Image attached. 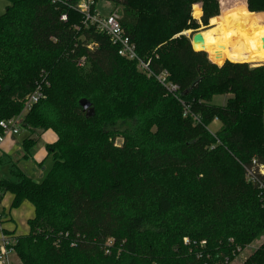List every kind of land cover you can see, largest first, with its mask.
I'll use <instances>...</instances> for the list:
<instances>
[{"label": "trees", "instance_id": "16d2710c", "mask_svg": "<svg viewBox=\"0 0 264 264\" xmlns=\"http://www.w3.org/2000/svg\"><path fill=\"white\" fill-rule=\"evenodd\" d=\"M6 1L0 121L18 117L40 85L43 97L20 120L23 159L34 135H55L42 182L11 162L12 180L0 179V200L9 193L11 209L28 202L34 210L28 233L13 238L21 264H227L237 248L264 239V200L243 171L252 160L264 165V63L247 64L245 25L264 13V0H106L120 8L137 57L179 86L186 115L107 36L83 25L74 10L82 0ZM197 4L204 25L224 23L228 56L194 52L182 35L196 24ZM229 55L240 62L208 59ZM212 122L220 125L214 134ZM243 264H264V241Z\"/></svg>", "mask_w": 264, "mask_h": 264}, {"label": "built area", "instance_id": "2783aa9c", "mask_svg": "<svg viewBox=\"0 0 264 264\" xmlns=\"http://www.w3.org/2000/svg\"><path fill=\"white\" fill-rule=\"evenodd\" d=\"M50 2L52 4H58L61 3V0H50ZM74 10L81 14L83 18L82 23L85 27H93L98 33L107 36L110 43L117 47V55L119 57L130 62H135L139 72L143 73L148 78H153L156 83L162 87L165 96L178 100L184 108V115L188 113V108L180 100V88L169 80L167 71L164 70L159 73H154L149 67V62H144L137 57L134 45L120 25L121 16L118 8L114 7L108 15L101 16L96 9L95 0H82L76 5ZM60 20L66 21V16L62 15ZM93 47L94 45L91 44L87 46V49L92 50ZM82 61H84V58L81 59L80 65H82ZM42 97V88L38 85L32 94L27 97L22 113H27ZM22 113L18 117L0 121V145L6 137L18 134V125L20 124ZM195 121L199 122L197 117H195ZM243 171L245 181L254 186L258 190L261 199L264 200V165L258 164L255 160H252L249 165L243 167ZM185 243H187V240H185ZM13 245V239L2 234L0 243V264H9V256L13 253ZM204 245L205 242L200 243L201 247ZM241 252L242 250L237 248L238 256Z\"/></svg>", "mask_w": 264, "mask_h": 264}, {"label": "rangeland", "instance_id": "374dc122", "mask_svg": "<svg viewBox=\"0 0 264 264\" xmlns=\"http://www.w3.org/2000/svg\"><path fill=\"white\" fill-rule=\"evenodd\" d=\"M236 2H244L245 6H246V0H219L220 6L221 5H225V6H228V7L233 6ZM6 6H7V1L6 0H0V16L4 13V10H5ZM194 6H198L199 7V9H200V16L198 18H195L193 16V14H192V18H193V20L195 21L196 24L194 26L190 27V29H188V30H186V31H184L182 33V35L185 38L189 39L190 42H191L192 36L194 34L210 31L211 29L215 28L218 24H222V28L225 31V36L227 35V31H226V28H225L223 22H219V23H216L215 25L211 26L210 25V20L211 19H210L208 21L207 25H204L200 21V17H201V14H202L200 5L197 4V5H194ZM113 8H114V6H113V3H111V2H108L106 0H97L96 1V9H97L98 13L101 16L108 15V13ZM118 9L120 10V8H118ZM192 13H193V8H192ZM254 14H257V13H254ZM246 20H247V23L249 24L248 25L249 26L248 27L249 31H247V33L249 32L248 33V37H249V40L251 42V52H250V55H251L250 60H251L253 58L254 59L255 58H258V54H257L258 51L256 49V46L254 45V41L252 40V35H251V34L254 33V31L256 29H255V21H254V19L252 17H249V18H246L245 19V25L247 24L246 23ZM246 30H247V27H246ZM208 59H209V61H211L213 63H216L215 65L218 64L217 65L218 67H221L226 62H229V63H237V62H240V61H235V62L229 61L230 55H229V58H226V59H224L222 61H219V62L214 61V60H212L209 57H208ZM261 63H264V60L255 61V62H249L247 64H249V65H251V66L254 67V66H257V65H259ZM220 101H221L220 98H215L213 100V103L214 104H219ZM25 114L26 113H22L21 119L24 117ZM219 128H220V125L217 122H212L208 126V130L212 134L216 133L219 130ZM18 132H19L18 133L19 135L16 137V139H17L18 142H22V140H24L25 138H27L28 134H26V132L24 131V129L22 128V126L20 124L18 125ZM34 138L37 139L38 141H37V144H36L35 148L33 149L32 160H30L29 163H23V164H21V168H22V170H23V172H24V174L26 176L32 178L35 182L40 183V182H42V180L44 179V177L46 176V174L48 173V171L50 170V167H51V159L50 158H46L45 145L46 144H49V142H50L51 139L52 140H55V135L52 132L49 131V132H47L45 134L38 133V135H34ZM116 144L119 145L120 144V140H117L116 141ZM34 163L36 164V167L34 166L35 165ZM40 163H42V164L40 165ZM1 170L4 171V173L6 172V175H4V177L7 180H12V177H11V175L9 173V170H8V165H2V166H0V171ZM0 178H1V173H0ZM26 205L27 204H25V206ZM21 207H22V205H20L17 209H14V210H18ZM26 207L30 208L31 206L30 205H27ZM18 228H19V231L18 232L20 234H21V232H22L23 229H26V231H27L28 230L27 222L25 223L24 226H22L20 224V222H18ZM262 241H264V239H261L259 241H255L254 243L248 245L247 247H245L242 250V252L240 253L239 256H237L236 259H234L232 262H229L227 264H243V262L261 245Z\"/></svg>", "mask_w": 264, "mask_h": 264}, {"label": "crops", "instance_id": "0c3cea01", "mask_svg": "<svg viewBox=\"0 0 264 264\" xmlns=\"http://www.w3.org/2000/svg\"><path fill=\"white\" fill-rule=\"evenodd\" d=\"M24 131L26 132V134H28L26 130ZM18 135L19 134L6 137L3 143L0 145V166L7 165L5 164L6 162H11L12 164H15L16 167L19 168V170L24 174L21 168V164L29 163L30 160H32L33 151L31 152V156L29 157V159H23V152L21 147L22 142H18L16 139ZM53 141L54 140L51 139L49 143H52ZM34 166L36 167V164ZM0 173V179H6L4 177V175H6V172L4 173V171L1 170ZM12 200L13 197L9 193L5 194L0 200V243L2 234L4 233H6V235L12 239L14 237L26 235L28 233V230L26 231V229H23L21 234L18 232V222H20V224L24 226L25 223L34 216V210L31 204H29L28 202H23L21 208H19L18 210H14L11 209ZM25 204L30 205L31 207L28 208L26 207L27 205L25 206ZM9 264H21L15 253H12L9 256Z\"/></svg>", "mask_w": 264, "mask_h": 264}, {"label": "bare ground", "instance_id": "6f19581e", "mask_svg": "<svg viewBox=\"0 0 264 264\" xmlns=\"http://www.w3.org/2000/svg\"><path fill=\"white\" fill-rule=\"evenodd\" d=\"M193 16L198 18L200 16V9L198 6L193 7ZM255 21V31L252 35V40L257 49L258 58L248 60L249 62L264 60V47H262V40H264V13L257 14L252 17ZM203 38L202 51L208 49H221L228 55L227 43L225 31L222 28V24H218L215 28L210 31L201 33Z\"/></svg>", "mask_w": 264, "mask_h": 264}, {"label": "water", "instance_id": "95a60500", "mask_svg": "<svg viewBox=\"0 0 264 264\" xmlns=\"http://www.w3.org/2000/svg\"><path fill=\"white\" fill-rule=\"evenodd\" d=\"M262 44H264V40H262ZM203 46V38L201 36V33H196L192 36L191 39V47L194 52H203L201 50ZM264 47V45H262ZM195 83L186 91V94L192 89ZM79 106L82 108V110L85 112V118H91L94 115V110L91 107L90 103L87 100H80Z\"/></svg>", "mask_w": 264, "mask_h": 264}]
</instances>
